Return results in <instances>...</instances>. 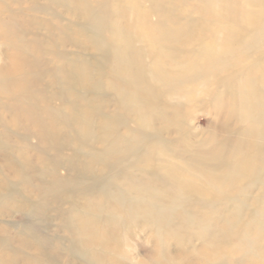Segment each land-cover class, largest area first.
I'll use <instances>...</instances> for the list:
<instances>
[{
  "label": "bare ground",
  "instance_id": "1",
  "mask_svg": "<svg viewBox=\"0 0 264 264\" xmlns=\"http://www.w3.org/2000/svg\"><path fill=\"white\" fill-rule=\"evenodd\" d=\"M202 93L224 116L211 154L152 127L162 98L179 121ZM0 108V212L24 216L0 237L7 264H185L171 244L194 242L190 264H264V0H0ZM49 206L68 246L45 235Z\"/></svg>",
  "mask_w": 264,
  "mask_h": 264
},
{
  "label": "rangeland",
  "instance_id": "2",
  "mask_svg": "<svg viewBox=\"0 0 264 264\" xmlns=\"http://www.w3.org/2000/svg\"><path fill=\"white\" fill-rule=\"evenodd\" d=\"M126 1H129V0H126ZM187 2L189 5L195 6V0H187ZM44 3H46V1H44ZM223 28H224V25L210 24L201 33H202L203 38L206 40V42H209L213 38L214 32H216L217 33L216 38L219 40V43H221V41H223L224 32H225V30L223 31ZM178 32L182 34L184 31L180 30ZM32 33L33 32L30 31V35H32ZM197 33H200V30L196 29L195 31H192V34L196 35ZM1 49L2 51H5L4 48H1ZM147 52H148V49L147 50L144 49V54L146 56H147ZM38 57L42 58L41 56H38ZM44 82H46V84L48 85L47 92H48V96L50 97L49 99L51 100V104L55 107L62 105L61 101L51 98L52 93H53L52 84L49 83L48 79L44 80ZM153 86L156 88V90H159L157 85L153 84ZM209 91L211 93L216 91V87L215 86L210 87ZM107 94L109 95V98L112 101L110 105L108 104L107 106H105V111L106 113L111 114L115 109V102H113L114 100L112 98V92L110 90L107 91ZM224 102H226V97L224 98ZM34 103L37 104V102H34ZM170 103H173V101L166 100L165 98L161 99L160 105L158 108H156V114H155L158 116V118H156V120H153L152 127L154 129L162 130L161 136L166 141H169L170 143L171 142L173 143L175 141L178 142L181 150L185 149V147H183L184 145L182 144V142L185 141L186 143H188L189 146L192 145V148L197 147V145H199L200 147L203 148L204 151H206L208 154H211L216 149V142L214 143L213 141H215V139L218 141H221L222 133L218 131L215 137H212L211 132L208 131V127L213 126L214 124L219 129L220 123L224 120V116H222L221 118L219 117L221 113L216 112L213 102L208 97H205L203 93L197 97L196 102L188 104L186 101H183L182 104L180 103L182 117L179 121H176L174 117L172 116L171 112H168L169 111L168 105ZM0 115H3L4 118L9 119L10 118L9 116L11 114L8 111L0 108ZM128 115H132V113L129 112ZM234 125H235L234 122L231 123L232 127ZM65 154H67L66 151H64V155ZM16 156H18V151H17ZM7 157H9V154H6L4 151H1L0 152V159H1L0 164L2 163V160H5ZM55 159L57 158L53 157L51 160H49L48 164H50ZM35 161L37 164L41 163L40 162L41 160H39L38 162L37 160ZM62 165L64 169L62 173L64 175H67L68 172L71 171V168L67 165V162L65 159L62 161ZM2 168L3 170H5L6 173L8 171L12 172V170L10 169L8 165H5ZM71 174L74 175L75 173L71 172ZM0 182H1V177H0ZM259 182H261V180H259ZM240 186L244 189H247L245 198L249 206H251V204L254 202L255 199L262 198V193L259 190L261 184H256L253 187H250L249 181H244L243 183H241ZM248 205H247V208H248ZM4 208L5 210L3 209L2 212H0V228L5 226L6 231L0 230V237L1 236L9 237L11 238V240H14L16 239L17 235L14 233L13 228L9 224L19 225L23 223L24 216L22 213V209L20 208V205L16 203L15 201H12V202L8 201V203L6 204V207ZM53 208H55V206H51V207L49 206L48 209L44 211V214L47 216L49 220V223L47 225L45 224L47 227V230L45 231V235L49 236L51 239L54 237H57L58 235L60 238L64 240L65 245L68 246L67 239L70 237V235L68 232L63 230L60 216L57 212L55 213ZM64 208H67V206H64ZM140 228L145 229V224L144 226L142 224ZM140 240L143 243L141 244V248H143L142 246H144L146 249L150 248V245L145 243L143 238ZM193 244L194 245L192 246L195 248L200 247L199 242H194ZM171 245H172L171 251L174 254H180L182 257H184L185 264H190L194 261V257L192 256L190 252L193 248L192 246L181 249L179 248L178 244H171ZM26 250L27 252L32 251L31 249H26ZM258 251L259 253L264 254V241L263 240L259 243ZM73 260L74 258H72L71 256H67V257L64 256L61 258V264H72ZM226 261H227L226 263L228 264H233V262H235V264L236 263L237 264H256V262L252 258L244 259L241 257H237L236 259L232 260L233 262L230 259H227ZM0 262H3V264H7L8 260L3 257V258H0ZM22 263L23 261L22 259H20L19 264H22Z\"/></svg>",
  "mask_w": 264,
  "mask_h": 264
}]
</instances>
